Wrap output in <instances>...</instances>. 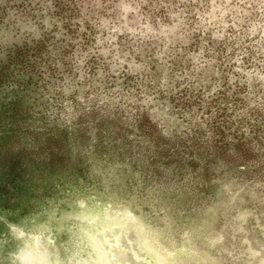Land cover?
Returning a JSON list of instances; mask_svg holds the SVG:
<instances>
[{
  "label": "rangeland",
  "instance_id": "rangeland-1",
  "mask_svg": "<svg viewBox=\"0 0 264 264\" xmlns=\"http://www.w3.org/2000/svg\"><path fill=\"white\" fill-rule=\"evenodd\" d=\"M177 6L181 0H0V206L29 192L21 162L34 158L23 148L36 124L33 103L83 96L93 106L123 104L135 89L129 107L143 142L127 146L155 149L163 166L207 182L197 193L198 222L211 233L203 264H264V41L233 32L236 39L213 46L196 32L177 42L169 32ZM142 101L161 111L171 105L170 138L147 108L140 112Z\"/></svg>",
  "mask_w": 264,
  "mask_h": 264
},
{
  "label": "clouds",
  "instance_id": "clouds-1",
  "mask_svg": "<svg viewBox=\"0 0 264 264\" xmlns=\"http://www.w3.org/2000/svg\"><path fill=\"white\" fill-rule=\"evenodd\" d=\"M181 3L170 16L177 42L196 32L213 46L236 39L233 32L264 41V0ZM133 93L124 94L123 104L101 99L93 106L83 96L79 103H33L36 124L23 148L34 158L30 165L21 162L29 192L11 208L0 206V264H203L211 233L198 222L197 193L207 182L175 164L163 166L155 149L127 146L143 142L137 109L129 107L137 103ZM140 103V112L147 108L160 134L170 138L171 105L161 111L158 102L151 108ZM37 135L44 141L36 143Z\"/></svg>",
  "mask_w": 264,
  "mask_h": 264
}]
</instances>
